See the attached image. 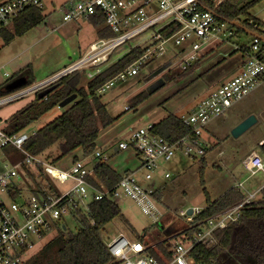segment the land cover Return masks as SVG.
<instances>
[{
    "label": "built area",
    "instance_id": "obj_1",
    "mask_svg": "<svg viewBox=\"0 0 264 264\" xmlns=\"http://www.w3.org/2000/svg\"><path fill=\"white\" fill-rule=\"evenodd\" d=\"M198 4L199 0H69L60 9L64 23L101 16L113 36L94 42L76 63L44 81L1 97L0 106L34 95L62 76L85 67L93 68L85 74L89 80L94 78L103 70L101 64L106 63L109 55L119 46L147 31H150L144 38L145 41L148 39L147 43L139 46L145 50L142 56L106 82L99 92L112 87L119 80L135 76L140 67L166 52L168 42L180 47V50L173 54L175 61L169 62L167 68L184 70L204 58L212 47L227 43L234 36L227 22L219 21L209 10H199ZM42 6L43 0L0 1V31L26 8ZM172 24H178V30L164 37L161 31ZM259 36L263 37L260 34L251 36L250 43L246 45L239 72L200 99L188 113L179 115L183 124L190 129V136L169 142L164 137L153 134V124H147L132 129L126 140L117 143L115 150H134L139 158L138 168L144 171L145 180L152 179L160 161H169L177 153L194 161L203 158L207 149L203 132L208 122L212 118L223 116L234 103L264 82V47ZM4 128L5 125L0 126V151L14 149L21 158L7 163L5 156L0 157V264H24L36 244L45 242L51 233L54 235L64 225V216L72 215L78 207L86 208L87 200L106 198L114 201L127 197L143 213L149 215L154 223L162 218L159 203L153 197L155 190L144 188L134 171L125 172L112 189H97L89 183L88 177L92 174L95 163L107 162L109 158L99 150L78 158L67 168H57L51 161L43 158V155H33L25 149V142L35 131L28 134L23 130L9 135ZM260 145H264V140L260 141ZM91 157L95 162L88 168L87 162ZM242 165L250 176L258 172L264 174V160L255 150L245 156ZM25 167L42 168L49 180L51 178L60 184L70 181L72 184L65 190H59L50 180L48 185L56 193L44 194L36 191V183ZM164 177H169V173H164ZM37 182H40L38 178ZM242 186L239 183L237 187L242 190ZM263 187L264 184L254 192H244L246 196L241 202L207 218L191 238L179 233L175 241L169 240L171 246L166 252H170V256L157 250V259L149 253V249L156 250L158 244L164 243L165 239L147 246L141 241H130L122 234L116 235L106 243L113 257V264H191L188 259L191 251L199 244L212 246L215 243V231L238 221L243 209L258 201L257 193ZM191 209L190 214L188 209L180 212V216L188 224L195 221L204 207Z\"/></svg>",
    "mask_w": 264,
    "mask_h": 264
},
{
    "label": "rangeland",
    "instance_id": "obj_2",
    "mask_svg": "<svg viewBox=\"0 0 264 264\" xmlns=\"http://www.w3.org/2000/svg\"><path fill=\"white\" fill-rule=\"evenodd\" d=\"M52 1H43V11L51 14L50 20L45 19L46 22L50 23L48 24L50 26L46 29L45 20H43L40 27L44 31L54 28L60 37V44L46 51L43 57L44 62L38 74L43 77L63 65L78 61L89 49L90 43L99 37V31L104 34H111V36L113 34L105 24L95 26L89 19L64 23L62 15L58 11V7L63 0ZM217 1L221 2L223 0ZM240 1L243 5L250 0ZM249 13L264 23V0L257 2L249 10ZM149 32L147 31L145 34L119 46L109 55L108 61L101 64V67L106 68L132 47L144 46L148 41V39L147 41L144 40L145 35ZM47 41L53 43L54 39L52 36H48ZM250 41L251 35L246 32L235 33L232 39L233 45L237 46L247 45ZM232 47V45H224L226 51L232 49ZM179 50L180 47L168 42L166 52L140 67L135 76L119 80L112 87L99 92L102 102L107 105L109 115L117 119L110 126L100 131L96 142L97 147L101 148L102 153L107 158L109 157L107 163L112 165L119 173L123 175L126 171H134L144 188L161 193V202L158 207L163 214L157 223L158 225H156L150 216L143 213L131 199L127 197L117 198L114 201L118 204L123 216L116 217L105 225L100 233L101 239L105 243L118 234H122L130 241H141L143 239L142 243L144 245L158 243L164 239L175 241L177 235L188 225L185 218L180 216L181 211L194 207H205L208 197L211 201L216 200L231 187L238 186L239 183L243 184L242 191L245 193L254 192L264 184V174L262 172L250 176L242 165V160L252 150L257 151L262 156L260 141L264 140V82L240 101L234 103L223 116L212 118L205 126L203 137L207 149L203 157L206 161L203 186L200 183V162L184 157L180 153H177L169 161H160L158 168L152 174V179L145 180L144 171L138 168L139 158L134 150H114L119 141L128 138L132 129L143 127L148 123L154 124L170 113L177 116L188 113L203 98L205 93V90L202 91L203 87H206V90L207 88L211 89L213 83L226 75H231L229 74L231 73V71L229 72L231 59L228 58L224 64L215 67V70L203 65L199 69L200 65H198L193 73L187 77L165 84L162 74L169 68L164 70L163 67L168 62L175 61L173 54ZM5 52L7 51H0V73L7 72L11 75L10 79H12L14 71L4 65L5 55L7 54ZM206 68H208V71L205 70ZM86 69L87 67L81 70L86 72L93 70V68ZM88 80L86 74L83 73L80 82H87ZM161 81L165 85L163 84L160 88L154 90V86ZM141 91L152 92V94L137 107H132V97ZM24 105V101L19 100L0 106V126L6 125L10 116ZM68 106L65 108L55 107L38 121L29 125L25 131L30 134L38 130L60 115ZM126 106L131 108L126 109ZM249 116H254L256 123L240 136L233 137L231 130ZM58 153V146L54 144L44 151L43 158L51 161ZM81 153V149H78L56 161L53 165L64 169L72 163L74 155L80 156ZM1 156L7 158V163L21 158L18 151L14 149L0 151ZM94 162V158L88 159L87 167L91 168ZM166 172L169 173V177H164ZM50 180L59 190H65L72 184L70 181L60 184L56 180L51 178ZM50 180L46 178L45 184H50ZM25 186L26 184L24 188ZM204 189L208 197H206ZM25 192L28 191L25 190ZM260 199L261 191L257 193V200ZM89 202L90 200H87L86 204ZM62 221L67 232H77L78 225L72 215L64 216ZM160 223L164 224L163 229L159 227ZM52 236L51 233L47 236L45 242H38L30 256L40 250Z\"/></svg>",
    "mask_w": 264,
    "mask_h": 264
},
{
    "label": "trees",
    "instance_id": "obj_3",
    "mask_svg": "<svg viewBox=\"0 0 264 264\" xmlns=\"http://www.w3.org/2000/svg\"><path fill=\"white\" fill-rule=\"evenodd\" d=\"M259 1L250 0L241 5L240 0H223L219 4H216L215 0H199L198 9L213 12L219 21L229 24L234 34L245 32L244 27L264 37V23L249 13V10ZM44 19L42 8H26L13 19L12 30H7L3 36L4 44L23 35ZM89 20L95 26L104 24V19L101 16L92 17ZM178 28V24H172L161 33L164 37H168L174 34ZM98 34L100 39L113 36V34L111 36V34H104L101 31ZM262 46L264 47V42H262ZM144 51L139 46L130 48L127 53L84 85L80 84V79L81 75L86 72L85 70H75L62 76L50 85L53 86V89L44 97L39 98L38 95L46 88L37 91L21 109L10 116L4 128L6 133L9 135L20 133L33 122L38 121L44 114L59 106L63 100L76 94V100L69 104L60 115L36 130L24 146L33 155H43L44 151L57 144L59 153L51 160L52 163L78 149H81L82 156H89L96 150V141L100 131L117 119L109 115L106 103L102 102L99 96V89L118 73L126 70L142 56ZM199 62L184 70L167 69L162 74L164 83L187 77L193 73ZM25 75H31L30 67L19 70L12 79ZM33 83L34 80L31 78L27 86L33 85ZM3 86L0 85V98L9 94L4 92ZM150 95L151 93L147 91L137 93L131 99L132 107H137ZM129 108L131 107L129 106ZM151 130L153 134L162 136L169 142L191 135L190 129L183 124L179 116L174 114H168L154 123ZM260 147L264 158V145ZM74 160H77V157H74ZM198 161L201 164L200 183L203 186L206 161L205 158ZM25 168L36 183V191L39 190L44 194L56 193L55 189L45 184L44 181L49 178L42 168ZM121 176L122 174L107 162L100 161L95 163L88 181L94 188L112 189L119 182ZM37 178L40 182H37ZM204 193L208 197L205 189ZM160 196L159 191L153 193V197L158 203L161 202ZM245 196L239 187L234 186L216 200L211 201L208 197L206 206L196 216L195 221L188 224L180 234L191 238L207 218L238 204ZM72 216L78 225L77 232H67L65 225L61 226L24 264H113V257L109 253L106 243L101 239L100 233L111 220L123 216L118 204L106 198L92 200L86 205V208H76L72 212ZM156 225L158 224L156 223ZM159 227L163 229L164 224L160 223ZM214 237L215 243L212 246L205 247L199 244L191 251L188 256L191 264H264V187L261 190V199L247 205L238 221L229 224L222 230L215 231ZM165 240L164 243L158 244L156 250L149 249V253L157 259L159 258L157 250L170 256V252H166V250L171 246V243L169 240Z\"/></svg>",
    "mask_w": 264,
    "mask_h": 264
},
{
    "label": "crops",
    "instance_id": "obj_4",
    "mask_svg": "<svg viewBox=\"0 0 264 264\" xmlns=\"http://www.w3.org/2000/svg\"><path fill=\"white\" fill-rule=\"evenodd\" d=\"M0 1H4V0H0ZM68 1L69 0L61 1L60 5L58 7L59 8L58 11L60 13H61V11H60L61 7ZM51 2H53V1L51 0ZM216 2H219V1L216 0ZM43 8H44V5L42 6V12L45 15V19L47 18V19L50 20V18H49V17H51L50 12L49 13L48 12H44ZM12 22L8 26L3 28L1 30V32H0V51H7V52H5V54L6 53L7 54L6 55L4 54L5 55L4 65H6L9 68H11L14 71V74H16L19 70H21L23 68L30 67L31 75H25V76H22V77L26 78L27 80L33 78V80H34L33 84H37V83H40V82L44 81L46 78L52 76L53 74H56V73L62 71L66 67L70 66L71 64L76 63V62H73V63H70V64L63 65L62 67H59L58 69L51 71L48 75H45L44 77L41 76V74L38 75L40 73L41 66H42V64L44 62V58L43 57L45 56L46 51L48 49H50V48H53V47L59 45L60 44V37L58 36V34L56 33L57 31L54 30V28H51L50 30H45L44 31L43 28L40 27V24H38L37 26H35L32 29H30L27 32H25L23 35L15 37L9 43L4 44L3 36L5 35L7 30H9V31L12 30V27H13V23ZM44 23H45V28L48 29V26H50L48 24H50V23L46 22V20H45ZM48 36H52L53 37V39H54L53 43H49L47 41ZM103 39H106V38H103ZM232 39H233V37L227 43L221 44V45L216 46V47H212L211 50L208 53V56L204 57L198 63V65H200L198 68L200 69L202 67V65H203V66H209V68H214V70H215V67L217 68V66H219V65L221 66L229 58V59H231V63L229 65L230 66L229 72L231 71V73H229V74H231V75L234 74L235 75L237 72H239V70L241 69L243 60H244L243 59V55H242L243 54V49L246 47V45H240V46L233 45ZM98 40H100V37L96 38V40L93 41L92 43H90V45L93 44L94 42L98 41ZM226 44L227 45H232L233 46L232 49L226 51L224 49V45H226ZM90 45H89V47H90ZM234 56H236V57H234ZM207 69L208 68H206L205 70H207ZM206 72H204V73H206ZM231 75H226L225 77H222L219 81H216L215 83H213L212 84L213 86L211 87V89L207 88V90H206L205 89L206 87H203L202 91L205 90L204 91L205 92L204 96H206L209 92L214 90L220 84L224 83L225 81L230 79L232 76H234V75H232V76ZM10 77H11V75H9L7 72L2 73V74L0 73V85H4L3 86V90H4L5 85H7L10 81L13 80V79H10ZM15 78H17V77H15ZM85 83L86 82H80L81 85H84ZM32 96L33 95H30V96L22 98L20 100H23L24 103L26 104L30 100V98H32ZM17 101H19V100H17ZM170 114H174V113H170ZM148 124H150V123H148ZM115 149H116V146H115L114 150ZM96 150H99L100 152H102L101 148L97 147V144H96ZM81 156H82V153H81L80 156L74 155L72 162L75 161L74 157H77V159H78ZM110 166L113 169H115L112 165H110ZM67 167H65V168H67Z\"/></svg>",
    "mask_w": 264,
    "mask_h": 264
},
{
    "label": "water",
    "instance_id": "obj_5",
    "mask_svg": "<svg viewBox=\"0 0 264 264\" xmlns=\"http://www.w3.org/2000/svg\"><path fill=\"white\" fill-rule=\"evenodd\" d=\"M235 25V23H234ZM237 25V24H236ZM244 31L247 32L248 34H250L251 36H258L257 33H254L246 28H244ZM260 37V36H259ZM260 39L264 42V37H260ZM170 65V63L168 62L163 69H167V67ZM29 82V79L27 80L26 78L19 76L15 79H13L12 81H10L7 85H5L4 87V92L6 93H10L16 90H19L21 88H25L27 86ZM163 85V82H160L158 85L154 86V90L160 88ZM53 89V86H50L48 88H46L43 92L39 93L38 97L42 98L44 97L48 92H50ZM148 93H152V92H148ZM77 95L73 94L71 96H69L68 98H66L65 100H63L60 104L59 107L61 108H65L66 106H68L69 104L73 103L76 100ZM256 123V119L254 116H249L247 118H245L244 120H242L238 125H236L232 130H231V134L233 137H238L240 136L242 133H244L246 130H248L252 125H254ZM192 211L191 208L188 209V214H190Z\"/></svg>",
    "mask_w": 264,
    "mask_h": 264
}]
</instances>
